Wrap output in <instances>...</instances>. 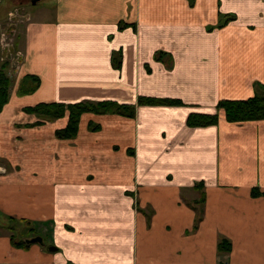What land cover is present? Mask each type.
<instances>
[{"label": "crops", "instance_id": "1", "mask_svg": "<svg viewBox=\"0 0 264 264\" xmlns=\"http://www.w3.org/2000/svg\"><path fill=\"white\" fill-rule=\"evenodd\" d=\"M26 3L0 12L25 19L0 114V264H264V121L217 108L264 86V0ZM103 101L136 114L86 113L73 140L56 135L67 116L9 131L23 108ZM192 114L220 120L190 127Z\"/></svg>", "mask_w": 264, "mask_h": 264}, {"label": "trees", "instance_id": "2", "mask_svg": "<svg viewBox=\"0 0 264 264\" xmlns=\"http://www.w3.org/2000/svg\"><path fill=\"white\" fill-rule=\"evenodd\" d=\"M233 18L226 17L222 26L226 25ZM1 62V59H0ZM8 62L0 64V114L4 107L9 103L11 80L8 77ZM27 80H33L34 83L39 85V81L35 78H27ZM258 92L255 97L248 100H222L219 102L217 108L219 111H223L226 121L230 124H239L246 122L264 121V86L257 85ZM34 91L26 90L21 94H30ZM182 104L179 100L171 99H159L141 97L139 99V105L142 106H180ZM24 112L31 115H36L41 118L40 122H37L29 127L43 125L44 122H52L60 120L68 116V124L65 128L57 130V137L61 140H73L77 137L79 132V124L81 117L86 113H92L96 115L115 114L123 117L133 118L136 114V107L132 105H122L113 101H103L97 103H77V104H40L34 107H28L24 109ZM220 117L216 115H202L192 114L187 120V124L190 127H207L217 125ZM92 127V126H91ZM94 128L93 131H96ZM255 196L263 194L258 190L253 192ZM204 200L200 203L203 204ZM32 231V230H31ZM32 236L35 233L31 234ZM25 246L24 243L21 244ZM220 251L229 253L231 251V244L228 240H222L220 243Z\"/></svg>", "mask_w": 264, "mask_h": 264}, {"label": "rangeland", "instance_id": "3", "mask_svg": "<svg viewBox=\"0 0 264 264\" xmlns=\"http://www.w3.org/2000/svg\"><path fill=\"white\" fill-rule=\"evenodd\" d=\"M23 0H14V2H17V4H19V2H21ZM14 2L12 0H0V12L2 10H5L7 8H13L15 6L14 5ZM28 3H26V7H27V10L28 11H31L34 9V6L32 4H29L27 6ZM41 5H38V7H40ZM14 9V8H13ZM10 16V15H9ZM24 20L23 17L19 16V14L15 15V17H6L3 19V21L0 22V59H1V62L0 64L2 63H5V62H8L7 64L9 65L8 66V77L10 78L11 80V88H13L15 82L14 80L16 81L17 79V75H18V71H19V65H20V62H21V56H19L17 53L20 51L19 47H18V37H19V31L22 27V25H24ZM9 44L10 46V52L8 53V51L6 49H4V45L5 44ZM3 59V60H2ZM28 108V107H27ZM24 109L22 110V113L20 114H25V119H22L21 121V125H16V129L14 128L13 124L11 123L10 124V128H9V131H13V136L14 134H17L18 133V130L19 128H22V129H30L32 127H29L30 125H33L32 124H29L27 123V115H31V114H27L26 112H24ZM35 117H37L36 115H33ZM68 117V116H67ZM38 120H43L41 118H38L37 117V121ZM58 121V120H56ZM67 121V119H60L58 122L61 124H65ZM81 121V120H80ZM35 122V123H36ZM54 121L51 122V124H53ZM95 122H100L99 120H95ZM93 123L92 125H90L89 129L91 132H97L101 129V125L97 124V123ZM27 123V124H26ZM50 122L47 121L46 124H43V125H47L49 124ZM16 124V123H15ZM92 126V127H91ZM35 127V126H34ZM94 128H97L96 131H93ZM27 134L29 135V132H27ZM26 133H23L21 136H27ZM16 140H19V138H16ZM15 140V142H16ZM24 140V139H23ZM67 145H74V143H71V144H67ZM67 145H63L61 147H67ZM60 156V155H59ZM136 157V156H135ZM61 158V156H60ZM18 230H16V235L18 238L20 237H25L27 235V233L29 231H33L34 230V227L33 229H31L30 227L31 226H27L25 224L23 225H20V226H16ZM19 229L21 230L22 229V235L21 236V233L19 232ZM46 229V228H45ZM34 233V232H32ZM32 240V239H31Z\"/></svg>", "mask_w": 264, "mask_h": 264}, {"label": "water", "instance_id": "4", "mask_svg": "<svg viewBox=\"0 0 264 264\" xmlns=\"http://www.w3.org/2000/svg\"><path fill=\"white\" fill-rule=\"evenodd\" d=\"M39 1L41 0H31L33 5H36ZM43 238L42 237H36L32 240L26 241L27 244H35V243H40V244H44L43 242Z\"/></svg>", "mask_w": 264, "mask_h": 264}, {"label": "built area", "instance_id": "5", "mask_svg": "<svg viewBox=\"0 0 264 264\" xmlns=\"http://www.w3.org/2000/svg\"><path fill=\"white\" fill-rule=\"evenodd\" d=\"M4 49H6L7 51H8V53L10 52V46H9V44H5L4 45ZM3 60V59H2Z\"/></svg>", "mask_w": 264, "mask_h": 264}, {"label": "flooded vegetation", "instance_id": "6", "mask_svg": "<svg viewBox=\"0 0 264 264\" xmlns=\"http://www.w3.org/2000/svg\"><path fill=\"white\" fill-rule=\"evenodd\" d=\"M36 237H37V236H36V235H34L32 239H34V238H36Z\"/></svg>", "mask_w": 264, "mask_h": 264}]
</instances>
